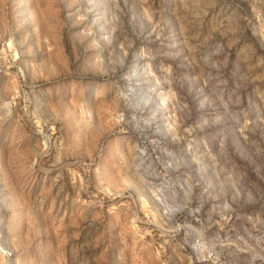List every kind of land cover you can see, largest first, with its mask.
<instances>
[{"label":"rangeland","instance_id":"374dc122","mask_svg":"<svg viewBox=\"0 0 264 264\" xmlns=\"http://www.w3.org/2000/svg\"><path fill=\"white\" fill-rule=\"evenodd\" d=\"M0 264H264V0H0Z\"/></svg>","mask_w":264,"mask_h":264}]
</instances>
